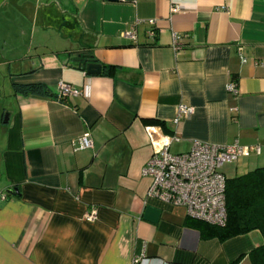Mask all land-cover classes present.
<instances>
[{"label":"crops","instance_id":"obj_1","mask_svg":"<svg viewBox=\"0 0 264 264\" xmlns=\"http://www.w3.org/2000/svg\"><path fill=\"white\" fill-rule=\"evenodd\" d=\"M0 10V264H252L259 231L220 239L218 226L146 198L140 171L161 134L176 153L194 140L260 147L224 164L226 178L264 166V0H4ZM83 56L101 72L87 74ZM60 81L78 94L60 100ZM86 132L92 146L79 149ZM148 205L156 224L143 219Z\"/></svg>","mask_w":264,"mask_h":264},{"label":"built area","instance_id":"obj_2","mask_svg":"<svg viewBox=\"0 0 264 264\" xmlns=\"http://www.w3.org/2000/svg\"><path fill=\"white\" fill-rule=\"evenodd\" d=\"M178 11L177 5L170 6L171 13ZM148 34L153 37L154 31L150 30ZM124 36L135 39L132 31L125 32ZM178 40L179 36L174 34L172 40L174 48H177ZM227 89L237 93L236 83L234 81L228 83ZM56 94L59 99H65L77 95L78 91L70 84L60 81ZM191 112L190 107L184 105L178 107L179 115ZM173 139L176 138L161 134L151 140V154L140 171L143 177L149 179L145 197L172 206H181L191 218L211 225L223 226L226 221V177L221 167L241 156L260 153V147L194 140L188 151L171 153L169 147ZM77 144L79 149L91 147L89 133H83L78 138ZM84 218L92 222L96 218V212L91 210Z\"/></svg>","mask_w":264,"mask_h":264},{"label":"trees","instance_id":"obj_3","mask_svg":"<svg viewBox=\"0 0 264 264\" xmlns=\"http://www.w3.org/2000/svg\"><path fill=\"white\" fill-rule=\"evenodd\" d=\"M37 88L32 86L30 89L37 91ZM225 200L226 221L223 226L217 227L220 239L254 230L259 231L264 238V166L226 178ZM249 256L252 264H264V243L254 248Z\"/></svg>","mask_w":264,"mask_h":264},{"label":"water","instance_id":"obj_4","mask_svg":"<svg viewBox=\"0 0 264 264\" xmlns=\"http://www.w3.org/2000/svg\"><path fill=\"white\" fill-rule=\"evenodd\" d=\"M4 0H0V4L3 3ZM104 1H111V2H116V1H120V0H104ZM124 1H132V0H124ZM78 58H81L80 55ZM86 58L85 56L82 57V61H81V66L82 68L85 70V72L87 74H91V75H95V74H99L101 72V65L97 64V63H93V62H86ZM6 121V118H5ZM9 193H14L16 192V189L12 190V191H8ZM160 216V210L156 209L150 205L145 207V210L143 212V219L156 224L158 221V218Z\"/></svg>","mask_w":264,"mask_h":264},{"label":"rangeland","instance_id":"obj_5","mask_svg":"<svg viewBox=\"0 0 264 264\" xmlns=\"http://www.w3.org/2000/svg\"><path fill=\"white\" fill-rule=\"evenodd\" d=\"M171 153H176V151H174L173 149H171ZM222 170H224V167H222Z\"/></svg>","mask_w":264,"mask_h":264}]
</instances>
